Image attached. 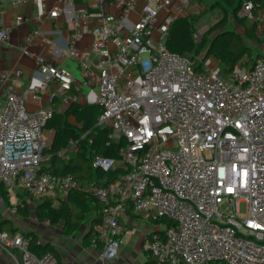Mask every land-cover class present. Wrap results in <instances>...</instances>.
Returning <instances> with one entry per match:
<instances>
[{
  "label": "built area",
  "instance_id": "1",
  "mask_svg": "<svg viewBox=\"0 0 264 264\" xmlns=\"http://www.w3.org/2000/svg\"><path fill=\"white\" fill-rule=\"evenodd\" d=\"M88 1L77 8L76 0H58L35 15L42 21L63 11L72 26L66 45L54 47L50 59L31 49L46 31L36 27L23 38L20 49L35 54L39 79L18 91L23 69L0 71L5 97L0 103V184L13 194L21 187L37 200L64 199L77 189L94 194L101 215L93 245L104 260L118 258L128 232L123 217L132 207L162 224L144 242L149 264H264V59L237 64L225 75L213 55L199 69L197 59L171 51L170 26L190 0H179L167 15L162 10L169 0ZM12 2L45 5V0ZM254 8L248 0L239 14L260 21ZM91 18L92 41L85 52L79 42ZM10 34L0 16V44ZM194 37L202 39L199 32ZM61 55L77 62L80 76L58 62ZM74 89H84L87 102L99 105L97 125L110 130L108 144L121 143L119 158L94 150L91 164L97 176L86 183L71 173L42 168L54 108L27 105L28 94L46 92L50 102L60 98L68 104L77 98L70 94ZM77 145L71 139L59 153L67 155ZM113 170H119L115 180L106 183ZM0 202L1 221L2 195ZM17 210L10 207L12 214ZM29 243L21 233L0 230V248L17 264H60L50 253L38 256Z\"/></svg>",
  "mask_w": 264,
  "mask_h": 264
},
{
  "label": "trees",
  "instance_id": "2",
  "mask_svg": "<svg viewBox=\"0 0 264 264\" xmlns=\"http://www.w3.org/2000/svg\"><path fill=\"white\" fill-rule=\"evenodd\" d=\"M248 0H207V4L212 3L226 4L232 7V13L237 18V21L244 29V33L229 27V15L225 14L218 19L214 24H211L202 39L196 42L194 31L191 28L190 20L194 16L178 17L170 26L167 46L171 51H174L182 56L191 59H197L196 68L202 67V60L207 50L209 55H213L222 64V70L227 75L237 64L250 65L255 58H263V54L254 51L250 41H263L258 35V20L249 19L247 16L239 15L244 2ZM255 3L253 14L259 16L264 0H252ZM214 5V4H213ZM196 33V32H195ZM208 36H211L208 38ZM206 57V58H207ZM71 95H78L79 91L72 90ZM60 98H55L52 103L54 108V116L49 120L46 128L55 130L53 141L50 146L45 148V159L42 162V168L50 170L57 174H73L81 183L84 180H92L95 176V170L91 167V157L94 150L97 153L119 158V146L121 143L112 141L108 144L109 129L100 127L96 124V118L99 113V105L82 104L73 101L69 107L60 112L58 107ZM74 115L77 121L83 123V129L73 126L68 117ZM88 132L87 136L82 137V134ZM71 139L78 140V151L75 155L65 157L59 152L66 148ZM90 139L92 140L90 142ZM119 170H113L106 183L115 180ZM0 194L4 199H9L8 191L4 186H0ZM4 200V201H5ZM35 209L36 216L40 221H49L51 224L65 225L67 234L75 235L80 227L87 223L88 217L93 212L99 211L100 202L97 197L83 189L73 190L68 195V204L55 206L54 200L46 196L37 200ZM18 214L23 217H30L31 212L24 204H18ZM95 218V217H94ZM97 221V218H95ZM149 220L154 221L149 218ZM96 223L92 226L95 228ZM0 230H5L3 221H0ZM9 231V230H7ZM16 233V232H15ZM30 235V236H29ZM26 234L30 238V249L38 256H43L46 253L54 255L60 259L58 250L50 243L42 244L38 242L35 234ZM95 231L87 233L84 237V246L93 245ZM224 264L216 262L214 264Z\"/></svg>",
  "mask_w": 264,
  "mask_h": 264
},
{
  "label": "crops",
  "instance_id": "3",
  "mask_svg": "<svg viewBox=\"0 0 264 264\" xmlns=\"http://www.w3.org/2000/svg\"><path fill=\"white\" fill-rule=\"evenodd\" d=\"M179 0H169L166 4L165 8L162 10L163 15H167L170 11H173V8L178 4ZM59 4L58 0H45V5L41 7L39 4L30 2L25 4H14L12 0H3V8L0 12V16L3 22L11 27V34L7 41L2 42L0 44V71L2 70H11L15 68H21L24 71L22 78L18 81L16 85V89L18 91H23L26 89L33 80L39 79L40 74L38 72V64L35 58V54H41L47 59H50L52 56V51L54 47H58L63 49L69 39L70 32L72 30L71 23L64 14L63 11L55 18L46 17L42 21H38L35 19V15L43 9L48 11L49 9L57 6ZM89 4L88 0H76L75 6L77 8L84 7ZM203 4L207 5V0H190L189 3L185 7V11L178 17H188L195 16L202 12ZM262 8L259 12V16L261 20L258 25V35L264 39V3H262ZM143 2H138L136 8L131 13V17L133 19L137 18L138 13H136ZM226 5V4H225ZM227 6V5H226ZM212 7V6H210ZM93 9V8H91ZM240 15V14H239ZM27 17L28 21L26 23H18V18ZM89 25L84 28V35L79 42L81 49L85 52L90 50V45L92 41L91 35V27L93 26L94 19L91 18ZM209 26V24H208ZM207 26V27H208ZM41 28L42 30L47 32V35L40 36L37 38L36 43L32 45L31 49L33 54H25L20 49V43L23 38L34 28ZM205 28V26H202ZM45 39H51L54 46L47 45ZM258 42V41H254ZM263 42V41H262ZM258 50L256 52L262 53L264 58V43L256 44ZM58 62L62 65H65L77 75L80 76V70L77 62L68 59L65 55H61L58 59ZM253 63V61H252ZM251 63V64H252ZM250 64V65H251ZM55 87H52V90ZM78 91V90H77ZM76 99H72L68 104H64L61 102L58 107L60 112L66 110L69 105L73 101L80 102L82 104H93L87 102L85 98V90H79ZM5 97L3 95L2 86H0V103L4 104ZM52 102L49 100V92L40 93L38 96H35L33 93L27 95V105L30 109L38 108L42 105H51ZM97 105V104H94ZM100 113V110H99ZM98 113V115H99ZM98 115L96 118V124L98 120ZM70 123L76 128L83 129V123L77 121L74 115H69L68 117ZM75 119V120H74ZM48 130V135L51 137L49 140L50 145L53 141V137L55 134V130L51 128H46ZM77 140V139H75ZM78 141V140H77ZM78 151V145L75 150H71L65 157L73 156ZM63 156V155H62ZM93 168L92 164H90ZM94 170V168H93ZM97 176V175H96ZM95 176V177H96ZM94 177V178H95ZM94 178L92 180H94ZM90 180H84L83 183H86ZM102 183V182H101ZM0 186H4L8 191L9 199H14L12 205L6 206L4 201V205L2 206V221L5 230H9L10 232L21 233L25 235L24 230L16 231L14 228L16 226H12L10 223V219L18 214V210L15 214L10 212V207L16 206L18 209V204H24L28 207L30 211L29 203L26 200V196L23 193H27L29 197L32 198V202L35 204V209L37 206V199L33 198L26 190L21 187H18L13 194L5 185L0 184ZM1 195V194H0ZM23 195V196H22ZM3 196V195H2ZM4 197V196H3ZM54 200L55 206H60L62 204H68V197L64 199L52 198ZM31 212V211H30ZM19 215V214H18ZM101 215V206L99 211H95L88 217V221L86 224L82 225L78 232L71 236L66 233L65 225L62 227H58V225L51 224L49 221H40V222H49V226L47 228L46 233L43 236L42 244L50 243L53 247H55L59 254L60 259L58 261L60 264H149L152 260L151 255L144 249V242L147 239L148 235L151 232H157L162 229L161 222L151 221L149 219L144 218L140 214H138L132 207L128 208L126 215L123 217V223L128 228V232L123 235L121 238V246H120V254L118 258L114 260H104L101 258V249L94 245L89 247L84 246V237L87 233H90L94 230L92 226L94 223H97ZM20 217L27 219L29 217ZM97 218V221H95ZM38 219V218H37ZM9 220L6 228L5 222ZM132 230H136L135 233H132ZM41 239V238H40ZM17 264V262L4 250L0 248V264ZM218 264V263H217Z\"/></svg>",
  "mask_w": 264,
  "mask_h": 264
},
{
  "label": "rangeland",
  "instance_id": "4",
  "mask_svg": "<svg viewBox=\"0 0 264 264\" xmlns=\"http://www.w3.org/2000/svg\"><path fill=\"white\" fill-rule=\"evenodd\" d=\"M210 6H212V7H210ZM225 14H228L230 17L229 18V27L244 33V29L241 27V25L237 21V18L235 17V15L232 13V7L228 6V5L226 6L225 4H221V3H218V4L212 3V5L209 4L208 6L203 4L202 12L198 15H195L192 18V20H190V24H192L191 28L194 31V33L199 32L201 36L202 35L204 36V34L207 31V29L209 28V26L211 24H214L218 19L222 18ZM208 24H209V26H208ZM203 25L205 26V28L202 27ZM210 37L211 36H208V38H210ZM258 43H264V42H262V41L254 42L252 40L250 41V44L252 45L254 51L258 50V47L256 45ZM48 134H49L48 130H45L46 144H47V146H50L49 140L51 139V137H49ZM23 194H24V196H26V200L29 203L31 215L29 218L24 219L17 214L16 216H14L13 218L10 219V223L12 224V226H16L14 228L16 231H21L23 229L25 235L26 234H28V235L29 234H35L38 241L40 242L41 240H43V236L46 233L47 228H48L50 223L49 222H40L37 219L36 212H35V204H34V202H32V198L29 197L27 193H23ZM13 202H15L14 199H7L5 201L6 206L12 205ZM0 207H1V202H0ZM239 208H240L241 213L244 214L246 212V203L245 202L241 203ZM8 222H9V220H7L5 222L6 228H7ZM62 226H63L62 224L58 225V227H62Z\"/></svg>",
  "mask_w": 264,
  "mask_h": 264
},
{
  "label": "water",
  "instance_id": "5",
  "mask_svg": "<svg viewBox=\"0 0 264 264\" xmlns=\"http://www.w3.org/2000/svg\"><path fill=\"white\" fill-rule=\"evenodd\" d=\"M208 51H209V50H207V51L205 52V54H204V56H203V59H205V58L207 57Z\"/></svg>",
  "mask_w": 264,
  "mask_h": 264
}]
</instances>
